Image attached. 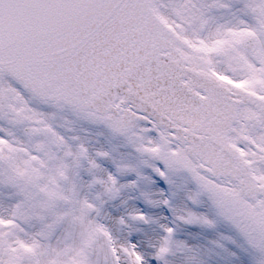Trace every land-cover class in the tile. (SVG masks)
I'll list each match as a JSON object with an SVG mask.
<instances>
[{"label": "snow or ice", "instance_id": "6c2138e0", "mask_svg": "<svg viewBox=\"0 0 264 264\" xmlns=\"http://www.w3.org/2000/svg\"><path fill=\"white\" fill-rule=\"evenodd\" d=\"M0 264H264V0H0Z\"/></svg>", "mask_w": 264, "mask_h": 264}]
</instances>
